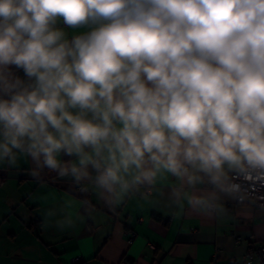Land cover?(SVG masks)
<instances>
[{"label":"clouds","instance_id":"clouds-1","mask_svg":"<svg viewBox=\"0 0 264 264\" xmlns=\"http://www.w3.org/2000/svg\"><path fill=\"white\" fill-rule=\"evenodd\" d=\"M21 157L74 190L58 231L136 197L264 216V0H0V167Z\"/></svg>","mask_w":264,"mask_h":264},{"label":"crops","instance_id":"crops-1","mask_svg":"<svg viewBox=\"0 0 264 264\" xmlns=\"http://www.w3.org/2000/svg\"><path fill=\"white\" fill-rule=\"evenodd\" d=\"M31 166L21 157L18 170L0 167V264H232L264 245V216L177 219L138 197L115 211L98 208L79 230L58 231L46 212L74 190L55 174L37 183Z\"/></svg>","mask_w":264,"mask_h":264},{"label":"built area","instance_id":"built-area-1","mask_svg":"<svg viewBox=\"0 0 264 264\" xmlns=\"http://www.w3.org/2000/svg\"><path fill=\"white\" fill-rule=\"evenodd\" d=\"M257 195L264 194V188H257L256 190ZM133 237L129 240L130 243L133 242ZM248 253H255L256 260L259 261V264H264V245L251 247Z\"/></svg>","mask_w":264,"mask_h":264}]
</instances>
